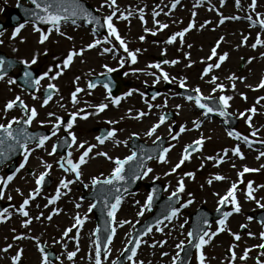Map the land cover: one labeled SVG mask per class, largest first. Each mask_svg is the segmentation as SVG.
Here are the masks:
<instances>
[{
	"label": "snow or ice",
	"instance_id": "6c2138e0",
	"mask_svg": "<svg viewBox=\"0 0 264 264\" xmlns=\"http://www.w3.org/2000/svg\"><path fill=\"white\" fill-rule=\"evenodd\" d=\"M30 2L32 5L35 6V10H28V12H29L30 16L33 18V20L35 21V23L33 24V30L37 33H40L39 40H38L39 44H44L45 41L48 39V36L50 35V31L44 32L41 30V27L39 26L40 24L50 25L51 30H55L58 34L63 36V35H65V33H63L61 31L62 23L71 22L73 25H75L77 23L78 19H82V20L86 21L88 24L94 23L97 26L96 28L93 29L94 35L97 34L99 29H103V28L107 29V35L103 38V40L95 39L92 43H89L87 45V49H92V48L100 45L101 43H111V38H114L115 41H118L119 47L122 48L125 53H127L128 57H130L131 63H136V60H137L136 52H138L139 50L137 49L136 51H129L127 44H126V41L119 35L117 28L113 24V18L116 17L117 13L119 12V8L117 6L116 0H103V2L100 5V8L107 6L109 9H111V13L109 15L103 17L102 19L98 18L96 15L93 14L92 11H90L88 8L84 7V5L81 3V0H30ZM179 2H180V0H174L172 7L175 8L176 4H178ZM223 3H224V0H221L222 6H223ZM235 4H236V7L239 8L240 7V0H235ZM249 8L252 11H255L256 0H251ZM99 10L100 9L97 8L96 12H99ZM128 15H131V13L129 12ZM128 15H125L123 12H120L119 18L126 20V19H128ZM157 15H159L158 12L153 13L154 17ZM193 15H195V14H193ZM139 18L141 19V21H143L144 20L143 14H141ZM245 18L250 23L258 24L261 29H264V18L260 17L259 14L256 17V20H253L252 15H247ZM226 19H233L234 20V19H240V17H238V16H231V17L221 16L219 23H221V24L224 23ZM157 23L159 24L158 21H157ZM192 26H193L192 24H189L188 28H186L185 30L178 32V33L174 34L173 36H171L167 40V43H169V44L173 43L177 39V37H180L182 39L183 36L185 35V32L190 30L192 28ZM24 27H25L24 24H20L18 27H16L12 33V38L14 39ZM167 27H168L167 24H159L160 29H164ZM201 27H204V25H201ZM145 31H149V30L145 29ZM155 34H156L155 32H152V35H155ZM0 35H2V33H0ZM67 39L71 40L72 37L68 36ZM139 39L141 41H143L144 36L139 37ZM222 40H223V38L221 37V41ZM247 40H248V37L244 36L242 43H246ZM0 43H3V41L0 40ZM258 45L264 46V40L261 39L259 34H257L255 42L251 45V47L256 48ZM218 46H219V42L217 43V45L215 47H213L212 52H211V56H213V57L217 56L216 48ZM13 50L15 51L16 49H13ZM84 51H85V49H83V48L80 50H76V49L70 50L69 53L67 54V56L62 60L61 64L56 66V68L58 70L54 74L49 75L50 73L53 72V69L50 67L46 71H44L39 77L34 76L33 72L30 70L32 65L37 64L38 54H34L31 58V60H20V61H18L17 62L18 64L24 65V71H23V83H24V85L28 88H34L35 90H39V87L41 85L42 80H44L45 78L49 79L50 81L57 79L60 75L63 74V70H66L67 68L70 67L71 63L74 60V57H76L78 55H82ZM115 51H116L115 46L103 48V53H115ZM262 55H264V53H262ZM209 58H211V57H209ZM226 58H227V53H224L223 55H220L217 57L218 61H220V62H223ZM164 62L169 63V61H164ZM176 62L177 61H172L171 63H176ZM119 63L121 66H123V64L125 63V60L123 58H121L119 60ZM13 66H14V64H13L12 60L5 59L4 57H0V81H5V77L8 75L9 69H11ZM150 67L159 69L160 65L157 63V64L150 65ZM213 67L219 68L220 63H216L215 65L209 64L204 69L203 74L207 75L208 72ZM105 68L107 69V72L115 71V69L110 68L107 65H105ZM153 75L155 76L154 73H153ZM160 79H163L165 82H169V83H171L175 80V78L170 79L168 74L163 73V72L161 73V76L156 77L155 82L158 83L160 81ZM217 79H218L217 77L213 76L210 83L215 85ZM229 79H236V77H234V76L229 77ZM76 80L78 81L79 77H77ZM6 83L8 85H12V84L16 83V80L13 78H8L6 80ZM95 86L96 85L92 84V83H89V85H88V87L90 89L94 88ZM179 86L181 88H184L186 86L185 81L180 80ZM103 87L107 91V94H108L107 99H109L113 105H119L120 100L123 97L113 98L112 97V89L108 83H105L103 85ZM232 87L234 88L235 85H232ZM258 87L264 88V79H262L260 81ZM217 88H219L221 91L224 90V86L222 84H219L213 88V92H215L217 90ZM47 89L49 90V92H48V95L44 98L42 106H46L48 104V102L52 99V94L55 91H57L56 85L53 83H49L47 85ZM80 91H82V89L77 87L76 90L71 94V100H72L73 105L78 103L77 93ZM193 91L195 92V96L189 95L187 97V99L189 101H194L195 106L202 110V115L204 117L207 118L209 116V114H212V113H216L221 117H228L229 116L227 109L230 107L229 101L232 100L233 97L226 96V95H220L217 99V98H214L213 96H203L198 87L195 88ZM130 95H132L131 91L125 93V96H130ZM141 95H143V94H141ZM33 98L35 99V96H33ZM153 99H155V97H153ZM260 99H264V97H261ZM205 101H215L216 107L210 106V104L205 102ZM145 102L147 103V101H145ZM17 104H19V107L21 109H23L24 118L23 119H17L14 117L8 123L0 124V158H3L6 160L11 153L16 152L17 150H23V152H24L23 162L20 163L19 167L15 170V172H19L20 169L24 168L25 164L27 163L29 156L31 155V152L34 150V149L29 147L30 144L34 143L36 148H43L45 146L46 142L49 139H51V137L57 136L58 131L61 129V127L65 123L62 120V118L56 117L55 122L52 125L51 135H44V134L36 135V134L29 133L27 131V128L24 126L25 125H31L32 121L34 119H36V117L38 115L37 110L34 107L29 109L28 106L26 104H24L21 97L16 96L14 99H12L6 103L4 111L7 112V111L13 109L15 106H17ZM94 107L96 108V113L98 114L99 112H103L108 107V104L107 103H100ZM148 107L152 108V107H154V105L149 104ZM179 107L180 106L177 105V108H179ZM83 111L84 110L81 109V110H78L77 112L72 113L70 119L67 121L66 126L64 128L65 132L67 133V137H70L71 140L69 141L67 138H64L63 142L66 145H68L69 147H71V145H73V144H76L77 138H76L75 134L73 132H71L70 130L73 128L74 122H75L77 116H79L80 113ZM129 111H131V110H129ZM247 111L249 113L254 114L256 112V109H255V107H253V108L248 109ZM88 115H91V113H85L83 116H81V118L87 119ZM145 115H147V113L141 111L138 113L137 117H134V118L138 119V118L143 117ZM48 116L54 117L55 113L50 112V113H48ZM240 116L245 117V113H243V112L240 113ZM246 122L251 127V116L246 117ZM108 123H110V124L117 123V121H109ZM164 123H165V117L160 116L158 119V122L156 124H154L146 132V136H148V137L153 136L156 133L157 129ZM14 124L20 125V126L13 128ZM194 124H196V126L199 127L198 122H194ZM185 130L186 129L184 126L180 127V133H183ZM171 132H172V130L170 128L169 129L170 135H171ZM115 135H116V131L114 129L109 130L106 133H104L103 135L97 136L96 140L99 142V144L102 145L105 143L106 139L114 138ZM133 135H136V134L134 133ZM227 135L229 137L234 136L237 140L243 139V141L246 144H248L249 147H251V143L249 142V139L247 136L242 137L239 133H236L233 131H228ZM252 135L255 136L256 132H253ZM171 138L173 140L177 139L178 134L177 135H171ZM203 139L204 138L201 137L200 139L195 140L193 142V144L187 145L183 149L182 158L171 169V172H175L178 168H180L181 165L186 160H188L190 158L192 151H197L200 149V147L202 146V143H203ZM160 140H161V137L157 136L156 140L153 141V143L156 144ZM7 141H10V143H6ZM58 143H59V138H58ZM85 143L86 142H81L80 144L77 145L79 148L84 149V151L81 153V155L79 156L77 161L74 162L73 159H71L72 152L68 151L67 155L61 158L62 162H58L59 167L61 169H63L65 172H70V173L74 174L75 180L61 179L59 182V186L56 189L55 196H53L49 200L50 204H54L55 201L60 198V196H61L60 190L62 188L68 189L70 184L74 183L75 181L80 180V177L82 176L81 167H82V165H84L88 162L87 158L89 157V154L96 147V145H88L87 147H85ZM123 143L126 144V142H123ZM261 143H264V141H261ZM57 147H58V144H54L52 151L49 152V155H53L56 152ZM169 150H170V147L155 149V151L158 152L156 159H158L159 162H161V163H167L166 153ZM233 154L240 157L241 159H243V154L240 152L239 146H237L233 149ZM96 155L105 156L109 160L113 159L112 157L108 156V154L105 152H97ZM224 155L225 156L227 155V150L225 151ZM260 156H264V152H261ZM257 158H259V157H257ZM147 159H153V157L151 155H148ZM208 159H213V158L208 157ZM135 160H137V153L135 151L132 152L131 155H128L124 159L116 158L114 160L115 167L113 168V170H112V172L108 178H105L103 180L98 179L96 177L92 178L91 183H92L93 187H95L97 185L107 186L101 195L94 197V199L97 202L91 203L89 205V208H88V212H92L93 209L97 208V203L102 202L103 203L102 212H104L106 214V217H107V219L104 221V226H103V231L107 234L106 239L104 241L103 252H102V245L100 243V237L98 235V233L100 232L101 229L98 227L96 229V231L92 233L93 237H95V240H94V244H95L94 264H102V259H101L102 254L105 257H107V255L110 253V248L107 247V245H110L112 243V240H113V237L115 236L117 227H123L124 224L131 223L130 221H127V220L122 221V222L116 220L115 214H116V212H117V210H118V208L122 202V197L119 194L121 189L119 187H116V185L120 182L126 181V179L129 182L131 180H139L143 177L148 176V174L153 171L151 168L146 167V165H144V163L141 161L140 163H138L136 165V167H134L130 170V176L126 177L125 165H128L130 162L135 161ZM220 162H223V158L220 159ZM51 167H52L51 164H45V171L41 172L40 175L35 180L37 187L32 192L29 193L28 197L23 200V203L17 209V211L19 212V214L21 216L26 217V218L29 217V212L26 211V207L29 205V202L31 200L35 199V197L37 195H39L40 188H41L42 184L45 182L46 176L49 175V170L51 169ZM252 171H257V169H250V168L245 167L243 169V171L239 173V176L242 177L244 175V173L252 172ZM15 172L11 175H8L6 178L0 177V189L7 186V184L14 178ZM168 174H170V173H165V175H168ZM185 175H187L188 177H194V173H192V172H188ZM156 179H159V177H156ZM214 179L219 181V180L225 179V177L220 176V175H216L214 177ZM208 183L211 184L212 179H209ZM85 187L87 188L88 185H85ZM247 187H248V191L246 193L247 199H249V200L255 199V197L253 196L252 184L249 183ZM236 189H237V184L232 183V185L229 188V190L227 191L226 195L219 199L218 204L220 207H218L217 211H221V209L223 208L224 205L231 204L233 206L234 212H236V213L240 212V206H239L238 201H237L236 196H235V190ZM17 191H19V190H17ZM184 191H185L184 180H183V178H181L180 180H178L177 187L175 188V190L168 197L169 201H173L175 199V202L179 203L180 193H183ZM3 195H4L3 191L0 190V198H2ZM21 195H23V194L21 193ZM189 196L191 197L190 193H189ZM9 199H11V197H9ZM153 199L154 198L152 195H149L147 197V200H146L143 208L139 212H137L138 216H142L144 214L145 210L151 209ZM137 203H139V202H137ZM191 203H193V200L191 198L188 199L180 207H176V206H174L173 203H169L168 211L163 215V220H157L156 221L155 230L158 232H163L164 229H163V227L160 226L163 224V221H168L169 223H171V221L174 218L178 219L179 215H180L181 207H187ZM75 206L77 208H79L80 204L77 203ZM260 207H264V204H261ZM53 211H54V213H58L59 210L54 209ZM4 212H7V209H5ZM231 214H232L231 212H223L222 213L223 218L218 221V225L220 227H218L217 231H215V232L209 231L210 223L207 219H204L201 222L197 223L192 230L188 231L187 238L189 240V244H191L193 241H195L194 246L197 249V251L200 253L199 254L200 264H205V256H204L203 251H202L203 246L208 244L209 241L211 240V238L214 237L215 235H217L218 232L225 230L223 226L225 225V221H226L227 217L230 216ZM40 215L42 216L43 214L41 213ZM6 218L7 217L4 215V213H0V222H3ZM87 218H88L87 214L83 217H81L79 214H77L73 218L74 219L73 225L71 227L67 228L63 232L62 238L68 237L69 233L73 232V229L81 228L83 226L84 222L87 220ZM35 219L39 220L40 216L35 217ZM46 219L51 220L52 216L49 215L46 217ZM249 219H252V218L249 217ZM186 223H187V221L180 224L179 228L183 229ZM30 224H31V218L25 219L22 222V226L25 228H27ZM164 226H167V225H164ZM152 231H153V227L149 226L146 230H144L143 235L146 236L149 233H151ZM233 235H234L235 240H237V241L240 240V236L238 234H233ZM249 235H251V233H249ZM260 235H261V239H264V232H262ZM21 238H23V237H21V236L14 237V239H21ZM72 239L78 240V232L75 236L72 237ZM128 243L129 244H132V243L135 244V247L130 249L131 255L127 256L128 261H130L131 264H143V262L135 261L134 257L136 256L137 249L140 247L141 243H147V241H143L142 239H135L133 241L132 239H129ZM165 243H167V241H158V242L153 243L151 245V247H156L157 245H159L160 247H163V245ZM11 247H12V245H8L6 248L0 249V251L7 252L8 249ZM175 247L179 251L173 257L172 264H183V261L181 260V257H180V253L186 251L184 241L177 243L175 245ZM259 247L264 248V244L259 245ZM40 251L44 252V249L41 248ZM78 251H79V248H78V244H77V248L75 251L67 253V259L71 261L77 255ZM127 251H129V250L128 249L124 250V252H127ZM163 255H167V253H164ZM247 256H248V251H245L244 254L240 257V259L245 260V259H247ZM20 258H21L20 252H18L17 255L13 257V264H18ZM91 258H92V256L90 255L89 259H91ZM234 259H235V253L233 252V260ZM43 264H49V258L47 256L44 257ZM113 264H119V261H114Z\"/></svg>",
	"mask_w": 264,
	"mask_h": 264
},
{
	"label": "rangeland",
	"instance_id": "374dc122",
	"mask_svg": "<svg viewBox=\"0 0 264 264\" xmlns=\"http://www.w3.org/2000/svg\"><path fill=\"white\" fill-rule=\"evenodd\" d=\"M125 1V0H124ZM148 3H151L152 0H147ZM13 1L12 0H1L2 5H9ZM141 4L140 2H137L136 0H130L129 3H127V9L130 12H135V15L142 14L143 10L138 7L129 9L131 4ZM251 3V0H241V6H242V13H237V10L234 9H226V11H231L230 13L235 14V16H247L252 15L253 19L256 20L257 15L259 14L260 17L264 16V0H256V13L253 14V11L250 10L249 5ZM96 4H98V1H96ZM217 7V6H216ZM181 8V7H180ZM168 11L175 12L176 10H179V8H176L174 11H171V8L168 6ZM124 12L126 10L124 9ZM130 12V13H131ZM180 14L183 16H186L187 19L190 18V13L188 9L179 10ZM186 13V14H185ZM237 13V14H236ZM132 14V13H131ZM234 16V15H233ZM216 18V17H214ZM264 18V17H263ZM216 20V19H215ZM28 27L27 25H25ZM134 26V25H130ZM255 33L251 31V29H246L243 31V34H246V32L251 31L252 35L254 34L260 35L261 39L264 40V29H261L260 27L255 28ZM242 30L241 24H233L230 27L223 28L221 32H215L211 33L210 31L202 32L200 33L198 30H196L189 38L188 44H190L192 47L188 48L186 44H183L185 48H181L179 51H174V54L170 55L169 58H180V62L177 61L175 63H171L173 60H169V63L166 68L161 69V73H167L169 78H175V80L172 82L175 86L179 85L180 80H184L187 86H191L192 88H199L201 92H203L206 95L210 94H216V95H226L233 97L232 100L229 101L230 107L228 108L230 111L234 112L237 116L241 118V128L240 133L243 135L252 134V132H256V136L251 135L253 140L256 141H264V99H260L261 97H264V88L258 87L260 81L264 79V46L258 45L256 48H252L251 45L253 44L249 38L246 43H242L243 37L239 35L238 32ZM14 31V30H13ZM13 31H8L6 36H11L9 34L10 32L13 33ZM61 31L65 33V35L58 34L55 30H52L49 35V41H45V45H42L38 43V39L40 36V33L34 32L32 30H25V32L20 35L19 37H16L15 39H7L8 45L6 46V50L9 54H13L14 56L22 59L31 60L32 56L34 54L41 53L42 51H46L47 49H51L53 51V59L50 60L49 68L51 67L53 69V72L50 73V75L54 74V66L56 63L59 64V60L69 53L70 50L74 49V43L76 41V35L79 33L87 34L85 31L80 30L78 28H69L67 26L61 27ZM140 28L138 25L137 29H126L125 32L129 34L128 37L130 39H134L131 44H134V47L139 46L137 36L140 33ZM78 32V33H77ZM224 33L227 37L230 38V40H225L222 43L221 46V53L218 55H223L224 53H227V58L220 62L218 61L217 57H210L209 52L210 46H212L213 42L216 40L218 41V36ZM211 35L205 36V35ZM72 37L71 40L67 39V37ZM64 37V38H63ZM92 39V38H91ZM209 42L206 43L205 40H208ZM90 40V37L86 39V42ZM95 40V39H94ZM93 40V41H94ZM193 43V44H191ZM242 44V45H241ZM105 45V44H103ZM174 47H178V40L176 39L173 42ZM13 49H16L15 51ZM159 52V50H157ZM101 52V51H99ZM103 52V51H102ZM95 54V53H92ZM246 55L250 58L249 63L247 64L246 68L243 72H241L238 77L236 76V79H229V77H235V73L237 71V66L240 60V57ZM96 56V54H95ZM97 57L98 52H97ZM102 60H99L97 65ZM145 62V60H142ZM117 62H114V65H116ZM216 63H220V67L216 68L213 67L207 75H204V69L209 65H215ZM72 66L75 65V57L71 64ZM144 64L140 61L136 62V65L131 68L132 71L135 73H138L142 70V66ZM150 66L145 65V69H148ZM75 66L70 70L67 71V73L64 74V76L60 79L59 77L55 80H51L50 82H45V84L53 83L57 87L62 85L64 83V80L67 79L68 83H70L73 78L74 74H76V71H74ZM136 70V71H135ZM171 72L175 73L177 76L171 75ZM215 76L218 79L216 80V84L210 83L212 77ZM190 81V83L188 82ZM220 81H223L225 87L224 90L221 91L219 88L215 92H213V88L216 87V85L221 84ZM148 81L146 80V83ZM139 86L137 89V93H142V84L143 81L138 82ZM152 83V82H151ZM232 85H235L233 88ZM227 88V89H226ZM0 89H4L5 91H8L7 84L4 82L0 85ZM13 90H15L14 87H12ZM15 93V92H14ZM14 93L12 95H14ZM173 94L174 91L165 92L161 99L157 101H151V105H154V108H149L148 104L145 102L147 100H144L142 97L138 96L137 101L130 100L129 109H131V106L136 107L137 109L143 110V112H149V116L143 118L141 121L133 122L134 116L136 114H128V120L130 126L133 125V131H137L134 128H138L137 126L141 125L143 126V130H147L149 126L153 123H157V118H154L153 116L156 115V113H162L166 108H174V109H186L189 107L187 102L185 101H173ZM246 97V98H245ZM177 105L180 107L177 108ZM187 105V106H186ZM255 107L256 112L249 113L247 110L250 108ZM2 105L0 102V119L5 114V112L2 113L1 111ZM57 109V108H56ZM54 109V110H56ZM189 109V108H187ZM245 113V117H241L240 113ZM125 116V115H124ZM251 116L253 119V122L251 123V127L246 122V117ZM183 117L179 119V121L182 120ZM159 129L161 130V134H169V130L166 128V126H160ZM209 134V136H212V132L216 131L213 127L211 128H205L203 130L206 131ZM180 134V131L175 132L173 135ZM191 132L188 134H184L182 138L171 140L169 147L170 150L166 154L167 163H157L159 167H154L157 164H154L151 166V169L153 170L151 173L148 174L145 178V182L151 181L156 179V177H159V179L164 183L166 187L167 194L172 193L175 188L177 187V182L181 178L184 180L185 185V191L183 193H180L182 196V202L185 203L188 200L189 193L191 192L192 184L190 182V177L185 175L187 173L186 170V162H184L180 168H178L175 172H171V169L179 162V160L182 158L181 154L179 152L183 147L185 146L186 142L189 140H192L195 136H191ZM223 135V136H222ZM222 135H220V139H206V145L201 150V153H220V150H223L225 152L226 148L232 147L233 144V138L229 137L227 134H224L222 132ZM149 140L152 138L148 137ZM210 138V137H209ZM214 149V150H213ZM261 150L264 152V147H261ZM214 151V152H213ZM259 157V158H257ZM256 157V161L260 162H253L252 167L253 169H256L260 165H264V156H260L258 154ZM88 162H94L91 159H89ZM29 164V163H28ZM107 164V163H105ZM20 165V162H19ZM242 165V164H241ZM87 171L84 173L82 172V176L80 177V180L75 181L76 184H73L71 187L68 188L70 190L69 193H62L68 194V195H74V199L72 200V211L74 213L73 218L79 214L81 217L85 216L87 214V220L84 222L83 226L79 228V231L81 230V236L79 237L80 233L78 234V240L75 241V239H72L73 236L77 234L78 229H74V233L72 234V237L70 239L62 238L63 232L71 227L74 223V219L67 220L65 216L55 214L54 217H52L51 220H49V224H51L50 229L53 230V232L56 234V237L48 236V245L50 247H53L60 255V259L56 264H73V259L76 257H79L80 254H82V251L80 248H85V251H89L91 258V263L94 264V237L92 233L95 230V223L94 218L91 212H88L89 204L86 202H83L80 200V196L83 194V188L85 185H89L92 181L93 177L96 178H103L104 176L99 175L100 170L95 169L91 167L90 165L86 168ZM64 171V170H63ZM258 171V170H257ZM65 172V171H64ZM165 173H170L168 175H165ZM264 174V171H263ZM65 175L69 177L68 173L65 172ZM64 173H62L61 177L58 179V182H60L61 179H68ZM1 177H5L2 175ZM72 180H75V176L71 177ZM69 180V179H68ZM189 180V182H188ZM263 181V180H261ZM260 182V180H258ZM24 186V190H15L14 187ZM33 187L32 184L28 183L27 178L24 176V174L21 172L15 179H12L8 184L7 188L4 192L5 199H8L11 197V199L15 202V208H19V206L23 203V200L28 197L29 193L32 192L31 188ZM212 187L205 188L204 194H200L197 196L198 199H200L202 196L209 197L213 190ZM21 193L23 195H21ZM213 195V194H212ZM53 196H55V193H47L44 195H41L42 199H51ZM147 195L144 190H140L139 193L129 196L125 198L118 210L116 215L117 221H130L131 223L124 224L123 228L117 229L115 237L112 240V243L110 244V253L107 255V257L101 258L102 264H112L114 259L121 253L124 246L127 244L129 240V234L132 230L134 224L137 221L142 220L148 213L147 210L144 211V214L142 216H138L137 212H139L146 201ZM214 198V197H213ZM139 202V203H137ZM77 203L80 204V207L76 210L77 207L75 206ZM45 203L44 205H46ZM58 204H55L57 206ZM213 209V206L211 207ZM188 209H185L180 212L179 218H174L171 223L168 221H163V224L160 225L163 227V232H158L154 230L150 235L145 237L143 241H147V243H141L140 247L137 249V255L134 258L137 262H143V264H172V259L176 255V253L179 251L176 249L175 245L177 243H180L181 241H184L185 243V237L183 236L184 228L180 229L179 225L184 223L187 219L188 215ZM52 216V214L50 213ZM58 225L59 231L55 232V226ZM167 225V226H164ZM59 236V237H58ZM36 237V236H35ZM184 237V238H183ZM37 238V237H36ZM158 241H167L163 245V247H160L157 245L156 247H151V245ZM79 251L77 252V255L70 261L67 259V253L75 251L77 248ZM164 253H167V255H163ZM43 257L39 254H32L28 259H23V262L25 261L26 264H43ZM81 262V260H79ZM12 262V260H11ZM2 264V262H0ZM3 264H11L10 261L6 260L3 262ZM82 264V262L80 263ZM128 264H131L129 262Z\"/></svg>",
	"mask_w": 264,
	"mask_h": 264
},
{
	"label": "flooded vegetation",
	"instance_id": "af4514ba",
	"mask_svg": "<svg viewBox=\"0 0 264 264\" xmlns=\"http://www.w3.org/2000/svg\"><path fill=\"white\" fill-rule=\"evenodd\" d=\"M166 22H170V21H169V20H166L165 23H166Z\"/></svg>",
	"mask_w": 264,
	"mask_h": 264
},
{
	"label": "bare ground",
	"instance_id": "6f19581e",
	"mask_svg": "<svg viewBox=\"0 0 264 264\" xmlns=\"http://www.w3.org/2000/svg\"><path fill=\"white\" fill-rule=\"evenodd\" d=\"M205 42H206V40H205ZM83 264H85V263H83Z\"/></svg>",
	"mask_w": 264,
	"mask_h": 264
}]
</instances>
